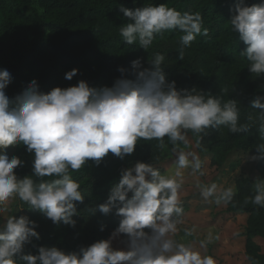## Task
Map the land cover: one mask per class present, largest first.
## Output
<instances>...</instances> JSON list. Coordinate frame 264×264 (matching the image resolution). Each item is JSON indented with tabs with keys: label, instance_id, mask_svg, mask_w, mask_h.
I'll list each match as a JSON object with an SVG mask.
<instances>
[{
	"label": "clouds",
	"instance_id": "9594fccd",
	"mask_svg": "<svg viewBox=\"0 0 264 264\" xmlns=\"http://www.w3.org/2000/svg\"><path fill=\"white\" fill-rule=\"evenodd\" d=\"M120 11L131 21L119 28L123 42L129 45L148 50L165 31L183 33L179 38L180 60L197 36L209 34L200 12H182L167 4H148L135 10L121 7ZM234 11L232 30L247 45L241 55L246 56L249 70L262 76L264 2L248 6L239 0ZM165 59L156 53L148 68L142 67L140 59L132 61L136 78L117 79L112 87L97 88L81 80L77 85L44 93L34 79L15 98V107H10L5 91L12 77L7 69H0V216L6 217V222L0 223V264H218L202 251L218 236L209 232L197 248L193 242H185L194 235L193 227L184 228V237L177 239L186 215L181 199L185 170L193 176L206 175V160L192 149L201 147L209 129L224 126L232 134L244 133L252 124L240 122V108L234 99L206 96L196 88L177 90L176 82L166 79ZM78 71L67 72L65 79L72 80ZM251 107L264 110V96L254 99ZM257 130L262 142L255 145L259 155H253V161L264 159V111L259 113ZM141 139L157 140L161 151L169 150L175 156V167L162 173L156 163L137 162L121 171L107 202L99 205L100 212L109 214L115 208L121 217L111 238L81 247L78 252L40 247L38 255L24 253L26 244L40 239L36 231L39 225L27 216H6L12 200L18 198L53 223L63 221L75 227V202L83 203L85 197L72 173L89 160L99 165L110 152L124 159L134 153ZM21 143L29 153L34 151L33 175L38 182L31 176L18 179L14 170L23 162L6 154L9 146ZM196 187L204 201L217 206L233 204L238 192L235 184L225 187L197 181ZM252 192L245 203L264 208V179L252 184ZM121 234L127 237L123 241L126 248L117 250L113 240Z\"/></svg>",
	"mask_w": 264,
	"mask_h": 264
},
{
	"label": "trees",
	"instance_id": "16d2710c",
	"mask_svg": "<svg viewBox=\"0 0 264 264\" xmlns=\"http://www.w3.org/2000/svg\"><path fill=\"white\" fill-rule=\"evenodd\" d=\"M261 2L264 0H245L248 6ZM237 3L239 0H0V69H7L12 77L5 90L10 107L16 106L15 98L34 79L44 93L56 87L77 85L81 80L97 88L112 87L117 79L136 78L132 61L140 59L142 67L148 68L152 56L161 53L166 57L163 65L166 79L169 83L175 81L177 90L196 88L206 96H218L224 101L234 99L240 108V122L252 124L244 133L232 134L224 126L209 129L199 149H207L212 155L211 166L223 167L236 150L259 155L255 145L262 142L257 129L259 113L264 110L253 109L251 104L258 96H264V75L252 73L246 56L241 55L247 45L230 23ZM148 4H167L182 12H200L203 26L209 30L208 36H197L184 49L183 60L178 59L179 38L183 35L178 30L165 31L148 50L123 42L119 28L131 21L120 11L121 7L135 10ZM120 68L125 71L120 72ZM73 69L79 70L77 75L72 80L65 79V74ZM165 143L171 146L167 137ZM161 152L157 140L141 139L134 153L124 159L110 152L99 165L89 160L80 171L73 172V179L81 183L85 197L83 203L75 202L77 212L72 217L76 220L75 227L63 221L53 223L17 198L19 206L29 212V219L39 225L36 231L40 239L33 238L26 244L24 253L38 255L40 247L78 252L81 247L107 240L118 228L121 217L116 215L115 208L109 214L100 212L99 205L107 202L123 169L137 162L152 163ZM13 156L23 162L14 170L17 178L31 176L38 182L39 178L33 175L34 151L29 153L21 143L17 144ZM256 170L259 178L264 179V159H258ZM253 183L246 177L236 180L238 192L234 203L227 205V211L248 215L244 234L247 264H264V253L255 241L256 238L264 240V208L245 203L253 195ZM182 207L187 213L188 206L182 204ZM122 236L125 241L126 235Z\"/></svg>",
	"mask_w": 264,
	"mask_h": 264
},
{
	"label": "rangeland",
	"instance_id": "374dc122",
	"mask_svg": "<svg viewBox=\"0 0 264 264\" xmlns=\"http://www.w3.org/2000/svg\"><path fill=\"white\" fill-rule=\"evenodd\" d=\"M194 145L195 141L192 140ZM17 145L9 146L6 149V154L11 158L16 150ZM171 146H168L170 150ZM169 150H164L156 155L152 163H156L162 173L171 170L175 167V156L170 155ZM202 159L206 160L205 170L206 175L200 177L190 174V170H185V184L182 190L181 199L183 204L189 206V212L185 215V223L180 226L177 239L184 237V228H195L193 236L186 237L185 242H193L199 248L200 241L204 240L209 232L214 237L218 236L219 239L226 238L228 242H238V235L246 224V215L233 214L227 211L226 205L217 206L215 203H208L204 201L200 195V189L196 187L197 181L203 184L217 182L225 187L235 184L236 180L240 177L252 179L254 182L259 178L256 170L258 159L253 161L251 157L255 155L252 151H233L227 158L223 167L217 169L210 165L212 155L207 151H201L199 148H193ZM157 157L159 159L157 160ZM6 216L14 215L17 218L20 216H27L29 212L19 206L18 199L12 200L9 204ZM248 216V215H247ZM6 217L0 216V223H5ZM113 234V233H112ZM112 234L109 238L112 237ZM108 238V239H109ZM219 241L214 239L212 243L208 244L205 249H202L206 254L212 255L218 264H247L248 262L239 251L238 245L235 246L234 253H222L224 246H218L219 250L213 249V244ZM255 241L261 246L262 253H264V240L256 238ZM222 242V241H221ZM223 244V243H221ZM113 247L117 250L125 249L126 244L123 243L122 234L113 240ZM219 251V252H218Z\"/></svg>",
	"mask_w": 264,
	"mask_h": 264
},
{
	"label": "crops",
	"instance_id": "0c3cea01",
	"mask_svg": "<svg viewBox=\"0 0 264 264\" xmlns=\"http://www.w3.org/2000/svg\"><path fill=\"white\" fill-rule=\"evenodd\" d=\"M211 165V164H210ZM187 205V204H186ZM188 206V205H187ZM227 206V205H226ZM189 208V206H188ZM190 210L188 209V212ZM187 212V213H188ZM186 213V214H187ZM230 213H233V212H230ZM233 214H238V213H233ZM239 214H243V213H239ZM243 215H246V214H243ZM247 220H248V216L246 215V224L244 226V229L238 234V237L237 238V241L236 244L235 243H232V242H228L227 239L224 237V238H221V239H218L219 241L215 242L213 244V249H216L218 246H224L223 248V251L222 253H234L235 251V246L238 245L239 247V251L242 252V256L246 259L247 261V258H246V255H245V245H246V238L244 236L245 234V229H246V226H247ZM222 241V242H221ZM223 243V244H221ZM257 243V242H256ZM217 250H219V248H217ZM219 252V251H218Z\"/></svg>",
	"mask_w": 264,
	"mask_h": 264
}]
</instances>
